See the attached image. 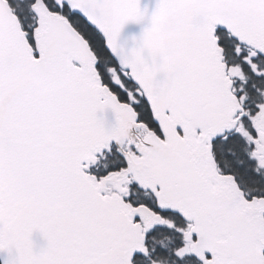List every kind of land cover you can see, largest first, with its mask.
<instances>
[{
	"label": "snow or ice",
	"instance_id": "snow-or-ice-1",
	"mask_svg": "<svg viewBox=\"0 0 264 264\" xmlns=\"http://www.w3.org/2000/svg\"><path fill=\"white\" fill-rule=\"evenodd\" d=\"M147 14L0 0V264H264V0Z\"/></svg>",
	"mask_w": 264,
	"mask_h": 264
},
{
	"label": "water",
	"instance_id": "water-1",
	"mask_svg": "<svg viewBox=\"0 0 264 264\" xmlns=\"http://www.w3.org/2000/svg\"><path fill=\"white\" fill-rule=\"evenodd\" d=\"M157 3L158 0H141V6L147 9L148 14L140 22H129L125 25L120 38L122 44L131 47L134 38H139L146 29L151 27V15L155 11ZM32 239L36 251H40L47 246V241L39 232L34 233Z\"/></svg>",
	"mask_w": 264,
	"mask_h": 264
}]
</instances>
